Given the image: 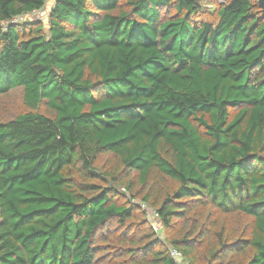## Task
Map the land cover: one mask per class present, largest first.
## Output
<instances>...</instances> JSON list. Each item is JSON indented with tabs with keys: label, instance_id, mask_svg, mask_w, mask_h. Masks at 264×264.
I'll return each instance as SVG.
<instances>
[{
	"label": "trees",
	"instance_id": "trees-1",
	"mask_svg": "<svg viewBox=\"0 0 264 264\" xmlns=\"http://www.w3.org/2000/svg\"><path fill=\"white\" fill-rule=\"evenodd\" d=\"M45 2L0 0V98L22 99L0 120V264H264L257 0H54L46 29L10 23Z\"/></svg>",
	"mask_w": 264,
	"mask_h": 264
},
{
	"label": "rangeland",
	"instance_id": "rangeland-1",
	"mask_svg": "<svg viewBox=\"0 0 264 264\" xmlns=\"http://www.w3.org/2000/svg\"><path fill=\"white\" fill-rule=\"evenodd\" d=\"M53 4H54V0H46L42 9L33 11L31 13L22 14L18 16L17 18H15L14 19L15 21L13 23L39 21L43 23L44 29H46L47 18H48L51 8L53 7ZM5 26H6L5 22L0 23V27H5ZM21 101H22L21 89H13L9 94L1 97L0 98V120L7 119L13 116L14 114L18 113L19 111H21L22 109ZM142 208L145 211V217H146L148 225L156 232L158 237L164 240V243L168 245L166 241L167 234L163 230L162 225L159 219L157 218L155 212L151 208L146 207L145 205ZM231 218H233V216ZM220 219H223L225 221L226 229L231 226V223L229 222L228 218L220 217ZM180 261L183 264H187V261L184 258V256Z\"/></svg>",
	"mask_w": 264,
	"mask_h": 264
},
{
	"label": "built area",
	"instance_id": "built-area-1",
	"mask_svg": "<svg viewBox=\"0 0 264 264\" xmlns=\"http://www.w3.org/2000/svg\"><path fill=\"white\" fill-rule=\"evenodd\" d=\"M15 18L17 17H14L10 23H13L15 20ZM169 254L170 256L172 257V260L174 262V264H183L180 260L183 258V255L182 253L180 252V250H178L176 247H170L169 248Z\"/></svg>",
	"mask_w": 264,
	"mask_h": 264
},
{
	"label": "water",
	"instance_id": "water-1",
	"mask_svg": "<svg viewBox=\"0 0 264 264\" xmlns=\"http://www.w3.org/2000/svg\"><path fill=\"white\" fill-rule=\"evenodd\" d=\"M257 3L261 9V11L264 13V0H257Z\"/></svg>",
	"mask_w": 264,
	"mask_h": 264
}]
</instances>
